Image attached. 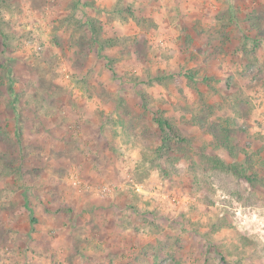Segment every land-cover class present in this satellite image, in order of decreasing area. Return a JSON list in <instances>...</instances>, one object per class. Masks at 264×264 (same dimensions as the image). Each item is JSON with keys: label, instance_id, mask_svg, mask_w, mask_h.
I'll use <instances>...</instances> for the list:
<instances>
[{"label": "rangeland", "instance_id": "374dc122", "mask_svg": "<svg viewBox=\"0 0 264 264\" xmlns=\"http://www.w3.org/2000/svg\"><path fill=\"white\" fill-rule=\"evenodd\" d=\"M0 264H264V0H0Z\"/></svg>", "mask_w": 264, "mask_h": 264}, {"label": "trees", "instance_id": "16d2710c", "mask_svg": "<svg viewBox=\"0 0 264 264\" xmlns=\"http://www.w3.org/2000/svg\"><path fill=\"white\" fill-rule=\"evenodd\" d=\"M89 42L93 46V44L96 43L97 40L89 41ZM107 42L109 44L111 41H107ZM102 45L103 44H101V46ZM102 48H105V47L103 46ZM107 59H110V57H107ZM7 66L8 65L4 66V68L6 70H9V67H7ZM190 79H194V77L191 75ZM7 87L9 89L10 94H13L15 92L14 86L12 85V83H9ZM153 116L155 118L156 127L158 128V130L163 135V137H162L163 148H165V147L169 148L170 142L172 140L171 133L176 132L175 125H173L171 120H169V118H167V117L165 118L162 115L155 117V114ZM195 117L199 121L201 120V118L199 116L195 115ZM13 119L15 120V125H17V121H18L17 116L14 115ZM15 130H16V134L19 135V139H20L21 132L19 131L18 128H16ZM213 132H214V135H215V137L219 143L218 145L222 146V148H224L226 151H228L231 154L232 161H227L224 158L216 155L213 157H211V156L209 157L210 159H212V163L217 168H219L220 170L225 171V172H231V173H234L235 175H237L238 177L245 178L249 183H251V185L255 186L256 182L258 180H261V175L259 174V172L256 169H254V166L251 163V162H253L251 159L252 155L249 154L247 150L240 149L239 145H237L231 141L230 130L228 128L224 129L223 135H220L219 133H217L215 131V129L213 130ZM178 134L180 135V133H178ZM177 138L180 139V143L185 142V143H187V145L191 146L192 139L189 138L188 136H186V137L179 136ZM169 149H171V147ZM262 150H263V148H262ZM241 151L244 153V158L241 157ZM246 163L250 164V167H247L245 165ZM250 170H252L251 174L248 173V171H250Z\"/></svg>", "mask_w": 264, "mask_h": 264}]
</instances>
